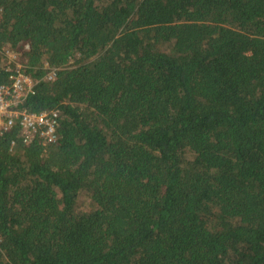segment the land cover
I'll use <instances>...</instances> for the list:
<instances>
[{
    "label": "trees",
    "instance_id": "1",
    "mask_svg": "<svg viewBox=\"0 0 264 264\" xmlns=\"http://www.w3.org/2000/svg\"><path fill=\"white\" fill-rule=\"evenodd\" d=\"M3 47L61 119L0 136V264H264V0H0Z\"/></svg>",
    "mask_w": 264,
    "mask_h": 264
},
{
    "label": "built area",
    "instance_id": "2",
    "mask_svg": "<svg viewBox=\"0 0 264 264\" xmlns=\"http://www.w3.org/2000/svg\"><path fill=\"white\" fill-rule=\"evenodd\" d=\"M25 49L28 48L26 44ZM21 52L8 47L1 49V67L7 80L0 83V136L15 130L23 143L34 139L43 145L55 143L58 139L61 113L51 109L40 113L30 112L23 104L34 93L35 82L25 70ZM56 75V69L50 68L46 80ZM11 145H14L12 141Z\"/></svg>",
    "mask_w": 264,
    "mask_h": 264
},
{
    "label": "rangeland",
    "instance_id": "3",
    "mask_svg": "<svg viewBox=\"0 0 264 264\" xmlns=\"http://www.w3.org/2000/svg\"><path fill=\"white\" fill-rule=\"evenodd\" d=\"M91 204L92 203H91L89 197L83 193L79 198L76 210L79 212L84 211L86 209H89L91 207Z\"/></svg>",
    "mask_w": 264,
    "mask_h": 264
}]
</instances>
